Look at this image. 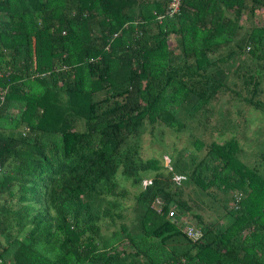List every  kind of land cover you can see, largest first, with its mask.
<instances>
[{
  "label": "trees",
  "instance_id": "obj_1",
  "mask_svg": "<svg viewBox=\"0 0 264 264\" xmlns=\"http://www.w3.org/2000/svg\"><path fill=\"white\" fill-rule=\"evenodd\" d=\"M168 2L0 0V264H264V140L214 109L264 120V0Z\"/></svg>",
  "mask_w": 264,
  "mask_h": 264
},
{
  "label": "rangeland",
  "instance_id": "obj_2",
  "mask_svg": "<svg viewBox=\"0 0 264 264\" xmlns=\"http://www.w3.org/2000/svg\"><path fill=\"white\" fill-rule=\"evenodd\" d=\"M223 99L224 98H221V100ZM226 107L231 111L229 113L230 118H237L238 120H240V122L243 119L246 123V129L243 131V135H241V125L237 127V130L234 133V135L238 137V140L241 143L245 153L248 154L257 151L261 147L264 140V120L262 115L250 108L240 106L238 107L240 108V110L236 111L234 104H231V106H227L225 104H219V102L214 103V109L216 111L218 109L223 110ZM216 111H214V114H212L208 120V124L210 123L211 126L216 125V120L218 119H215V117L219 118ZM204 129L206 131H203ZM201 130L205 132L204 139H214L217 141L220 140V138L218 137V131L213 127L212 129L201 127ZM189 132L195 133L196 130L192 127L189 130L181 131L178 133L166 126L154 128L152 132H149L148 129H144L139 135V153L142 158L157 157L161 160L162 164L165 165L168 161L169 154H173L179 149L188 151L192 150V146L190 145L188 137ZM199 132L200 130L197 131V133ZM230 134V130H226L222 137L226 138ZM245 158H249L250 160L251 156L249 155V157ZM144 182H146V179L142 181L141 186H131L127 181H124L123 184L129 189V193L131 194L139 190L143 186ZM183 189L185 192H189L188 187L184 186ZM203 217L207 219L209 218V215L207 216L203 214ZM183 220H185L192 227L196 226L195 220L189 214L187 216H184Z\"/></svg>",
  "mask_w": 264,
  "mask_h": 264
},
{
  "label": "built area",
  "instance_id": "obj_3",
  "mask_svg": "<svg viewBox=\"0 0 264 264\" xmlns=\"http://www.w3.org/2000/svg\"><path fill=\"white\" fill-rule=\"evenodd\" d=\"M179 2H180V0H169L164 13L157 15L156 19L158 21H160V19L164 15L172 16L174 13L177 12L178 6H179ZM237 199H238V197L235 196V200H237ZM173 215H174V210H173L172 207H170V209L167 212V216L168 217H173ZM183 230L185 231L186 236L189 237V238H195L198 235L197 231L192 229L190 226L184 227ZM0 248H1V240H0Z\"/></svg>",
  "mask_w": 264,
  "mask_h": 264
},
{
  "label": "crops",
  "instance_id": "obj_4",
  "mask_svg": "<svg viewBox=\"0 0 264 264\" xmlns=\"http://www.w3.org/2000/svg\"><path fill=\"white\" fill-rule=\"evenodd\" d=\"M264 260V259H263Z\"/></svg>",
  "mask_w": 264,
  "mask_h": 264
}]
</instances>
